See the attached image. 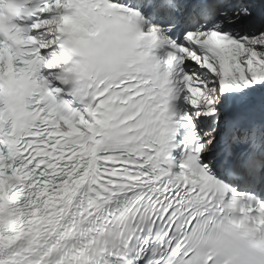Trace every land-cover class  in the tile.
Returning <instances> with one entry per match:
<instances>
[{"label": "snow or ice", "instance_id": "1", "mask_svg": "<svg viewBox=\"0 0 264 264\" xmlns=\"http://www.w3.org/2000/svg\"><path fill=\"white\" fill-rule=\"evenodd\" d=\"M221 219L264 229V0H0V264H199Z\"/></svg>", "mask_w": 264, "mask_h": 264}, {"label": "clouds", "instance_id": "2", "mask_svg": "<svg viewBox=\"0 0 264 264\" xmlns=\"http://www.w3.org/2000/svg\"><path fill=\"white\" fill-rule=\"evenodd\" d=\"M199 264H264V229L217 220L206 233L190 234Z\"/></svg>", "mask_w": 264, "mask_h": 264}]
</instances>
